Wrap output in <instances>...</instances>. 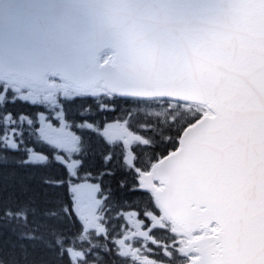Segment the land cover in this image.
I'll return each instance as SVG.
<instances>
[{
  "label": "water",
  "instance_id": "95a60500",
  "mask_svg": "<svg viewBox=\"0 0 264 264\" xmlns=\"http://www.w3.org/2000/svg\"><path fill=\"white\" fill-rule=\"evenodd\" d=\"M49 78L204 108L138 189L178 235L204 231L191 264H264V0H0V80Z\"/></svg>",
  "mask_w": 264,
  "mask_h": 264
},
{
  "label": "trees",
  "instance_id": "16d2710c",
  "mask_svg": "<svg viewBox=\"0 0 264 264\" xmlns=\"http://www.w3.org/2000/svg\"><path fill=\"white\" fill-rule=\"evenodd\" d=\"M0 89V106L16 100L11 110L27 114L23 122H16L15 129L7 127L10 118L0 122L5 126L0 135V264H72L70 252L83 254L77 264H139L146 260L170 264L168 258L177 259L170 242L175 236L160 219L150 195L137 190L136 180L176 148L181 131L198 114L175 116L168 111L163 118L154 117L143 114L142 107L167 103L108 95L79 97L60 89L50 100L33 103L1 83ZM38 116L53 125L60 117L76 137L78 155H67L64 148L42 141L35 122ZM111 123L127 124L135 137L132 145L106 138L104 129ZM30 153L43 161H30ZM65 155L78 163L72 172L58 160ZM82 183L95 186L101 202L100 229L93 232L84 231L73 210L70 188ZM128 215L134 216L152 241H146L144 257L136 254L133 259L112 249L131 231L132 217Z\"/></svg>",
  "mask_w": 264,
  "mask_h": 264
},
{
  "label": "rangeland",
  "instance_id": "374dc122",
  "mask_svg": "<svg viewBox=\"0 0 264 264\" xmlns=\"http://www.w3.org/2000/svg\"><path fill=\"white\" fill-rule=\"evenodd\" d=\"M51 83L54 86H56V89L65 90L63 86H61L60 84H57L55 82H51ZM54 91L55 90L46 91L45 93L31 92L30 94L23 95L22 97L30 101L39 102L41 98L46 101L52 98ZM167 109L171 110V112L175 116L190 112L189 107H178L177 105H174V104H171L170 106H168V108L163 107L158 112L161 116H164L168 111ZM142 112L146 114L153 113L148 110H144ZM56 121H57V124L53 125L49 122H46L45 117L38 116L35 122L37 123V134L39 138L48 144L55 145L58 148H64L65 150L70 152V154H77V151H78L77 142L71 130L69 129L67 125L61 122L60 117L58 118V120L56 119ZM125 130H126L125 124H118V125L111 124L107 126L105 133L108 139L112 141L119 140L120 137L122 138L126 137L124 138V143L128 146L129 144H131L133 139L131 136L127 137V135L124 134ZM9 145L11 147H15V144L12 141H9ZM42 159L43 158L37 156L35 153H30L29 155V160L31 161H38V160L41 161ZM61 161L65 163L72 170L73 163L70 162V160L64 159ZM71 190H72V197L74 200V209L77 213V216L81 220L84 228L89 229L92 227V225L97 227L99 223L98 221L97 223L95 221L96 204L91 202L92 208L89 207V204H90L89 202L91 201L92 194H93L91 187L87 185L86 186L79 185V186L72 187ZM200 235L201 234H195L194 237H199ZM137 237H140V234L137 232L136 228L130 233L126 234L124 236V239H122L118 243L121 253H125V256H132L133 259L136 254L138 255L144 254V247L147 249L146 242H144L142 238H137ZM186 240L187 239L180 238L178 236H175V238L171 239V242L173 243L172 245L175 248L176 257L178 259V261L175 262L176 264H190L191 260L195 257L194 255H191V254H184L181 251V248L185 246L186 244ZM134 242H139L141 246L135 247ZM72 255L74 256L73 253ZM149 261L150 260L144 261V264H153L152 262H149ZM154 264H162V263H154Z\"/></svg>",
  "mask_w": 264,
  "mask_h": 264
},
{
  "label": "snow or ice",
  "instance_id": "6c2138e0",
  "mask_svg": "<svg viewBox=\"0 0 264 264\" xmlns=\"http://www.w3.org/2000/svg\"><path fill=\"white\" fill-rule=\"evenodd\" d=\"M3 89H0L2 91ZM6 95H11V93H6ZM17 103L16 100H6L3 106H0V122L4 121L5 118H10L12 121L10 124L7 125V127L15 129L16 128V122H23V117L27 115L23 112L14 113L11 110V106L15 105ZM4 125L0 123V135H4ZM13 135H15V132H13Z\"/></svg>",
  "mask_w": 264,
  "mask_h": 264
}]
</instances>
